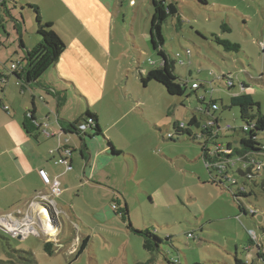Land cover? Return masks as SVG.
Here are the masks:
<instances>
[{
    "label": "rangeland",
    "instance_id": "1",
    "mask_svg": "<svg viewBox=\"0 0 264 264\" xmlns=\"http://www.w3.org/2000/svg\"><path fill=\"white\" fill-rule=\"evenodd\" d=\"M12 1L15 4L12 3L9 11L13 18L5 17V30L13 38L11 46L20 50V38L11 22L18 23L20 20L22 35L32 43L34 36L39 38L34 9L38 5L28 0ZM132 1V6L141 5V16L138 15L134 21L130 11L125 23H134V34L143 52L140 55L134 51L127 52L121 61L128 70L121 73L123 80L126 74L129 75V86L140 90L139 96L144 102L143 114L137 116L135 123L137 113L129 110L131 97L116 101L117 116L121 115L120 107L126 112L117 124L123 126L124 132L117 135L114 128L107 132L101 122L104 138L95 137L94 140L86 137L85 140L97 147L105 144L106 150L108 143L103 141L113 135L115 140L111 139L116 141L120 147L116 149L121 153L112 155L109 150V155L104 153L101 157L109 162L107 170L121 194V203L126 202L131 225L138 230L148 229L160 238V250L151 255L143 249V237L130 231L127 222L113 210L112 203L115 201L107 202L106 198L103 201L94 200L99 205L93 207L97 211L95 213L89 204H85V199H82L83 202L75 198L72 202L75 209L61 205L58 241L57 244L52 243L51 254L44 250L46 241L40 231V239L34 235L21 239L0 226V263L12 260L19 264H137L153 257L150 264H235L237 256L244 264H264V170L254 174L255 183H248V179L237 171L241 166L237 162L227 168V174L238 183L232 184L229 179L214 185L211 181L218 179L220 173L215 165L208 169L206 163L213 162L211 157L217 146L225 149L230 145L234 149L239 146V139L245 136L241 128L249 119H242L240 108L230 105L231 96L240 92L250 93L259 108L254 105L249 109L248 116L253 119L258 114L264 115V0H206V4L198 0H167L177 6L180 22L176 16H169L162 24L163 49L175 61L176 82H187L181 96L169 95L155 81L148 82L146 87L141 82H133L139 80V77L132 78L139 74L138 67L154 68L157 64L152 61L159 62L160 56L150 43L151 1ZM142 1L147 8L142 6ZM129 2L126 0V5ZM120 23L123 32V23ZM0 34L5 39L6 33L1 28ZM213 35L238 43L240 50H224ZM88 39L83 37L79 46L86 45L91 51L98 42L95 40L92 43ZM126 39L128 51H131L132 36L128 32ZM67 47L68 44H65V49ZM1 50L9 52L5 48ZM74 53L76 50L66 52L61 64H74ZM136 59L141 60L139 65ZM117 61L110 62L115 69ZM83 63L94 65L90 59ZM0 69L3 70V67ZM226 73L232 74L233 86L230 88L226 87L227 82L222 78ZM46 76L52 79L48 71ZM60 77L55 74L52 84L68 88L72 103L80 100L70 85L59 80ZM243 81L248 88L242 91L240 84ZM192 82L201 85L198 96L189 88ZM120 92L121 89L117 88L113 96L117 98ZM80 93L86 96L88 90L82 88ZM91 96L88 93L86 97L91 99ZM201 96L205 97L204 102L197 98ZM211 99L218 103V109L213 112L219 118V130L218 136L207 142L201 129L211 117L202 109H206ZM193 115L197 124L189 128L195 139L186 133L169 139L173 122H183L188 127ZM257 139L264 144L262 133ZM203 145L208 156L206 159L202 157ZM252 156L256 162L264 163V155L255 153ZM241 184H244L245 190L251 189L252 194L235 198L234 194ZM241 204L252 215L242 213L238 207ZM8 212L12 210L2 212L1 216L6 217ZM188 233H192L193 237ZM168 236L171 237L169 240L166 239ZM80 247L83 250L79 253Z\"/></svg>",
    "mask_w": 264,
    "mask_h": 264
},
{
    "label": "crops",
    "instance_id": "2",
    "mask_svg": "<svg viewBox=\"0 0 264 264\" xmlns=\"http://www.w3.org/2000/svg\"><path fill=\"white\" fill-rule=\"evenodd\" d=\"M125 1L28 0L29 3L38 5L41 20L50 22L53 30L65 44H68L52 66L38 79L28 82L16 78L9 68L12 62L20 61L24 52L34 47L39 42V38L34 36L32 43L29 38L25 40L21 33L20 20L18 23L11 22L18 39L22 40L24 49L19 45L20 50L11 46L14 41H11L13 39L10 38L11 33L5 30L7 26L4 19L13 18L9 10L15 2L6 0L5 5L0 6V28L6 33L5 39H2L0 34V68L3 67V70L0 69V219L4 218V221L11 226L18 227L20 224V228L25 227L22 234L16 235L18 238L27 239L29 235H34L40 239L41 233L46 242L57 244L60 228L58 214L62 211L61 205L75 209L72 203L75 198L85 199V204H89V208L97 213L93 207L99 205L94 200L103 201L106 198L107 202L121 201V194L113 184L111 173L107 170L109 162L101 157L104 153L109 155L108 145L105 150V144L97 147L87 143L86 135L79 136L72 131L68 132L67 127L69 122L90 112L96 116L100 130H102V122L107 132L114 128L115 134L123 133V126L117 124L126 112L124 113L120 107L121 115L118 117L114 104L121 99L126 100L127 97H131L129 110L137 113L134 118L135 123L137 116L143 114L144 102L140 99V90L135 86H129V75L126 74L123 80L121 73L128 70L127 65L121 61L127 52L134 51L139 55L143 52L134 34V23L130 25L125 23L127 13L130 11L131 19L134 21L138 15L141 16V5L132 6L130 2L126 5ZM142 6L146 7L144 1ZM119 20L127 30L123 28L121 32ZM127 32L132 36L131 51H128L126 45ZM85 36L92 43L95 40L98 42L93 45L94 49L91 51L86 45L79 46V41ZM1 48L9 52H2ZM70 50H76L73 55L74 64L68 63L69 66L61 64L67 55L66 52ZM88 59L94 65L83 63ZM117 59L115 69L110 62ZM136 61L138 65L141 62L140 59ZM137 69L139 74H135L132 78L139 77V80L133 81L138 84L140 77L151 68ZM16 71L21 70L18 67ZM47 71L52 74V79L46 76ZM55 74L63 77L59 80L63 84L70 85L80 100L72 103L68 88L62 89L60 85L52 84ZM1 77L4 80H1ZM240 85L242 91L248 88L242 83ZM82 88L88 90L92 95L91 99L86 97L88 93H85L86 96L80 93ZM117 88H120L121 92L116 98L113 92ZM29 111H33V116L40 126L37 129L32 128L35 138L23 127L25 115ZM62 130L66 133H58ZM44 131L52 134L46 137ZM101 136L104 138L105 133L103 132ZM66 138L72 151L67 157L68 166L55 163L57 158L66 157L60 147V143ZM111 138L113 135L102 141L105 143L108 139L115 148H120ZM40 168L46 171L50 179L57 178L61 182L59 195L50 194L48 186L44 184L38 173ZM44 194L51 202L42 198ZM6 210L12 212L2 217V212ZM0 226L9 233L1 222Z\"/></svg>",
    "mask_w": 264,
    "mask_h": 264
},
{
    "label": "trees",
    "instance_id": "3",
    "mask_svg": "<svg viewBox=\"0 0 264 264\" xmlns=\"http://www.w3.org/2000/svg\"><path fill=\"white\" fill-rule=\"evenodd\" d=\"M150 1L152 5V13L150 17V27H149L150 43L152 49L157 52L158 56H160V59H159V63L152 61L153 64L155 63L157 64L156 67L149 69L145 75L141 76L140 82L142 86L146 87L148 82L155 81L161 84L169 95L181 96L184 94L185 89L187 88V82L183 84L176 82L177 77L174 73L175 61L172 58H170L169 55L163 49L164 37L162 34V24L166 21V19L169 16H176L178 22H180L178 9L173 2H168L167 0H150ZM198 1L202 2L203 4L207 3L206 0H198ZM5 2L6 0H0V6L2 5L4 6ZM34 9L36 11V24H37L36 34L39 36V42L32 49L26 50L24 52V56H22L21 60L19 61V66L21 67L20 68L21 71L17 72L16 70H11V67L9 68L12 72H14L13 75L16 78L26 82L38 79L50 66H52L58 60V57L61 55L62 51L65 48L64 41L52 29V24L50 22H43L41 20L37 6H34ZM227 30L229 29L227 28ZM213 39L219 45H221L226 51L238 52L240 50V46L238 43L230 42L229 40L226 39H221L217 35H213ZM19 46L20 48L24 49L21 38L19 40ZM176 56L177 55H175V57ZM222 78L226 80L225 75H223ZM1 80H4V78L1 77ZM192 83L189 84V88L191 89V92L197 95V91L199 88H201V85L197 83L198 84L197 87H192L191 86ZM242 84L245 85L243 82ZM232 86L233 85L226 87L230 88ZM197 98L199 99L200 102H204L205 99L204 96ZM212 104H216L217 108H212L211 106ZM230 105L238 106L240 108L241 118L249 119L246 124L248 125V127L246 129H244L243 127L241 128L242 132L245 133V136H242L239 139L238 147L232 149L230 145H227L225 149H221L219 146H217L216 149L213 151L211 157L213 162L212 163L206 162L207 168L209 169L210 167L215 165L220 175L217 176L218 179L212 180L211 184L214 185H216V183L222 184L224 181L229 179L232 184H237L238 181L233 178L231 179L229 174H227V168L233 167L234 165H236L237 162L241 163V166L237 168V171L245 179H248V181L246 182L255 183V180H253V178H255L254 174L256 173L258 174L260 172V170H257L256 168L257 164H262L263 166L261 170H264V163L256 162V159L252 156V154L255 153L264 155V144H261L257 139L260 133L264 135V115L258 114L257 116L253 117V119H251L252 117L248 116L249 109H251L254 105H257V108H259V104L253 101L250 93L241 92L238 93L237 95L231 96ZM217 109H218V103L214 99L210 100L209 104H207L206 109H202L203 112L207 114V116L211 117L210 119H208L207 123L201 129V132L205 136L207 142L208 140L212 141V139L218 136L217 130H219L218 128L219 118L217 116H214V112H213ZM29 113L30 116L25 115L23 121V127L30 136L35 138L36 135L35 136L33 135L34 130L32 128L37 129L38 127L40 128V126L34 125L33 121L35 122L38 121L33 116V111H29ZM80 124L86 125L85 131H81L77 128V126ZM195 124H197V119L194 115L189 120L188 127H186V125L183 122L179 123L178 121H174L172 124L173 132L169 134L168 136L169 139H174L175 137H178L181 134L186 133L189 137H191V139L194 140L195 136H192L189 126ZM215 127L216 129H214ZM67 129L68 132L72 131L78 134L79 136L86 135V137L89 138H95L97 136L102 135V132L97 123L96 116L91 114L90 112H86L85 114L75 119L73 122H69ZM49 136L46 135V137ZM67 139L68 138H66L64 142L60 143V146L65 145L66 147H69L71 149ZM107 143H108V152L110 150L112 155L121 153V151L115 148V146L110 140L107 139ZM201 150H202L203 159L208 158L205 145L201 147ZM251 194H252V190L251 189L245 190L244 184H241L237 188L234 197L235 198L238 196L246 197ZM123 203L124 206L122 205ZM113 206H114L113 208L117 211V214H119L121 219L124 222L125 221L127 222V228L130 231L137 233L143 237V245H142L143 249L148 253H150L151 255L157 253L160 250V245L162 243L161 239L158 238L148 229L138 230L131 225L128 217V208L125 201H123L122 203L121 201L120 202L115 201L113 202ZM238 207L242 213L244 214L249 213L250 215H252V213H250V210L247 209L246 206L241 204ZM188 236H191V238L193 237L192 233H188ZM170 238L171 237L168 236L166 239L169 240ZM250 241L253 242L254 240L251 238ZM51 245L52 243L50 242H45L43 245L44 250L49 254H51L52 252V249H50L52 247ZM83 246H84V242H83ZM81 250H83V247H80L79 253L81 252ZM258 255L260 256V254ZM152 261H153V257L147 262L137 263V264H150L152 263ZM234 261L235 264H244L241 261V259L238 258L237 256H235ZM11 263L19 264V262L14 263L12 260H8L0 264H11Z\"/></svg>",
    "mask_w": 264,
    "mask_h": 264
},
{
    "label": "built area",
    "instance_id": "4",
    "mask_svg": "<svg viewBox=\"0 0 264 264\" xmlns=\"http://www.w3.org/2000/svg\"><path fill=\"white\" fill-rule=\"evenodd\" d=\"M130 3L132 4L133 1L131 0ZM10 67H11V70H17L18 67L21 68L19 66V61L12 62L11 65H10ZM225 78H226L227 86L233 85V80H232V74L231 73H227L225 75ZM191 86L192 87H197L198 84L196 82H194V83H192ZM211 106H212V108H217V105L216 104H212ZM26 116H30V113L29 112L26 113ZM33 122H34V125L35 126H39L38 122H35V121H33ZM247 127H248V125H245L243 128L246 129ZM77 128L79 130H81V131H85L86 130V125L85 124H80V125L77 126ZM63 131L64 130H62L61 132H63ZM44 132H45V134L47 136H49V135L52 134L49 131H44ZM60 147H61V150L65 154L66 157H59V158H57L55 160V163H63V164H66L68 166V159H67V157L70 156L71 149L69 147H66L65 145L60 146ZM262 166H263L262 164H257V166H256L257 170H260L261 171ZM38 173H39L40 177L42 178L44 184L48 186L49 192H50L51 195H59L61 193V184H60V182L58 181L57 178L50 179L49 176H48V174L46 173V171L43 168H40L38 170ZM42 198L43 199H46V200H48V201L51 202V200H49L48 199V196H46L45 194L42 195ZM0 222L2 223V225H4V228L5 229H8V232H10L11 235H13V236H16L18 234H22L23 233L22 228H25L24 226L22 228H20V224H19L18 227L11 226L6 221H4V218H1L0 219ZM21 236H23V235H21Z\"/></svg>",
    "mask_w": 264,
    "mask_h": 264
},
{
    "label": "bare ground",
    "instance_id": "5",
    "mask_svg": "<svg viewBox=\"0 0 264 264\" xmlns=\"http://www.w3.org/2000/svg\"><path fill=\"white\" fill-rule=\"evenodd\" d=\"M16 225V224H15ZM17 226V225H16ZM25 228H22V230L24 231Z\"/></svg>",
    "mask_w": 264,
    "mask_h": 264
}]
</instances>
